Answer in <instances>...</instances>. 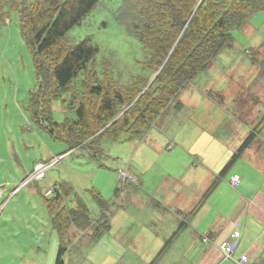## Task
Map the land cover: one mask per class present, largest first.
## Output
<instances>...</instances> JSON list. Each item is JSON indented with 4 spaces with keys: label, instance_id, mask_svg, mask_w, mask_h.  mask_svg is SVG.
<instances>
[{
    "label": "rangeland",
    "instance_id": "obj_1",
    "mask_svg": "<svg viewBox=\"0 0 264 264\" xmlns=\"http://www.w3.org/2000/svg\"><path fill=\"white\" fill-rule=\"evenodd\" d=\"M119 3L120 0H100L67 32V38L74 43L89 37L98 47L97 59L108 62L112 76L128 81L140 72L144 51L115 18ZM231 34V41L205 71L183 87L148 133L103 143L108 156L103 160L104 166L99 167L82 149L59 155L67 149L66 143L53 140L33 120L29 97L37 79L31 53L20 33L18 14L10 11L0 25V264H43L51 262L53 256L55 259L58 241L45 197H49L46 191L57 182H69L94 214L98 209L88 189L99 190L108 199L118 197L114 191L124 184L117 179V167L127 169L130 165L133 171V167H138L136 171L142 170L145 179L156 182L168 174L171 180H167V187H174V177H183L180 184L184 190L199 193L198 179L201 180L204 168L187 151L199 152L205 163L218 172L259 119L250 118L264 112V11L250 16ZM176 101L182 103V108L174 107ZM50 107L56 121L73 115L59 101ZM166 144L172 150H166ZM253 144L254 153L264 157V129ZM139 147L137 166L133 156ZM38 163L46 167L44 176L32 179ZM248 163V155L239 158L225 177L229 178L234 170L247 173ZM156 182L150 187L155 188ZM157 188L155 197L161 200V187ZM64 203L72 205V197ZM143 203V207L133 204L140 208L127 205L125 210L144 218L145 224L157 222L156 212L165 213L152 205L155 202L150 196ZM133 227L128 230L131 235L136 232ZM101 246L91 240L89 233L79 235L66 252L64 264H101ZM38 253L40 258L36 259Z\"/></svg>",
    "mask_w": 264,
    "mask_h": 264
},
{
    "label": "trees",
    "instance_id": "obj_2",
    "mask_svg": "<svg viewBox=\"0 0 264 264\" xmlns=\"http://www.w3.org/2000/svg\"><path fill=\"white\" fill-rule=\"evenodd\" d=\"M99 2L0 0V25L10 11H16L22 39L31 53L37 79L29 97L33 120L53 140L66 143L67 149L59 155L82 149L99 167L108 156L105 141L143 136L183 87L205 71L231 41L232 30L264 11V0H120L114 16L144 51L140 72L121 81L112 76L105 59H97L98 47L89 37L74 43L67 38V32ZM55 101L73 115L54 120L50 106ZM182 106L175 102V108ZM263 129L264 112L214 177L204 197L260 138ZM53 188L54 194L45 197V204L58 236L54 264H63V256L75 238L70 229L91 228L89 236L97 240L109 231L113 201L94 188L88 189L99 211L93 215L69 182H57ZM68 197L73 201L69 206L64 203ZM256 264H264V257Z\"/></svg>",
    "mask_w": 264,
    "mask_h": 264
},
{
    "label": "crops",
    "instance_id": "obj_3",
    "mask_svg": "<svg viewBox=\"0 0 264 264\" xmlns=\"http://www.w3.org/2000/svg\"><path fill=\"white\" fill-rule=\"evenodd\" d=\"M258 113L260 112L256 114ZM258 118L259 116H255L250 119L253 121ZM216 133L217 131L213 132L215 136ZM253 145L241 156L248 155L249 163L245 169L252 172L239 173L234 170L229 178H226L227 172L206 197L204 194L225 164L217 172L205 163V157L197 151L193 153L187 151V153L201 161L200 164L204 168L201 172V180L198 179L199 193H187L182 187L183 184H180L183 177H174V187L171 185L167 187V180H171L167 178L168 174L166 178L156 182L145 179L142 170L141 172L136 171L138 167H133V171L130 165H127L126 170L134 176V180L128 181L117 193H115L117 188L115 189L114 195L118 194V197L109 198L113 201L109 231L97 240L91 239L96 245L99 243L102 245L104 251L101 264H238L237 261L242 255L247 256L248 264L258 263L264 257L262 255L264 249V157H259L254 153L255 146ZM165 148L172 150L169 144H166ZM236 148L232 150L231 155ZM139 150L140 147L136 149L133 156L137 166L136 158ZM250 174L252 177H249ZM233 176L239 177V183L235 187L231 185ZM154 182H156L155 188L161 187V200L155 197L159 189L150 187V185L154 186ZM147 196L155 202L152 203L153 206L165 210L164 214L156 212L154 215H156L157 222L151 221L150 224L143 223L144 218L129 214L125 210L127 205L135 206L133 204L143 207L145 205L143 201ZM135 207L140 208V206ZM98 213L99 211L92 214L97 215ZM167 218L166 224L158 225L159 221ZM133 222L138 225L131 226ZM181 222L184 224L179 226ZM130 227L136 229L132 235L128 231ZM91 230V228L86 231L70 229L75 233L74 241L79 235L85 233L90 235ZM233 232L239 233L237 246L232 256L225 259L218 244L230 239ZM167 241H169L167 249L155 260L156 255ZM57 249L58 244L56 254ZM40 254H36V259L40 258ZM54 263L53 256L51 262L47 261L43 264Z\"/></svg>",
    "mask_w": 264,
    "mask_h": 264
},
{
    "label": "built area",
    "instance_id": "obj_4",
    "mask_svg": "<svg viewBox=\"0 0 264 264\" xmlns=\"http://www.w3.org/2000/svg\"><path fill=\"white\" fill-rule=\"evenodd\" d=\"M45 168L46 167L43 166V164L38 163L35 167V172L33 174L32 179L43 178ZM116 170H117V174H118L117 177L121 181L122 184L127 179L134 180V176L130 175L126 169H121V168L117 167ZM238 183H239V177L233 176L231 179V185L235 187V186H237ZM53 194H54V188L48 189L46 191L47 196H52ZM238 236H239L238 232H233V234H231L230 239L223 240V241L219 242L218 248L221 251L223 258L227 259V258H230L232 256V254H233V252L237 246ZM237 262H238V264H248V258L246 255H242L238 259Z\"/></svg>",
    "mask_w": 264,
    "mask_h": 264
},
{
    "label": "water",
    "instance_id": "obj_5",
    "mask_svg": "<svg viewBox=\"0 0 264 264\" xmlns=\"http://www.w3.org/2000/svg\"><path fill=\"white\" fill-rule=\"evenodd\" d=\"M151 81H152V80H151ZM151 81H150V83H151ZM150 83H149V84H150ZM149 84H148V85H149Z\"/></svg>",
    "mask_w": 264,
    "mask_h": 264
}]
</instances>
